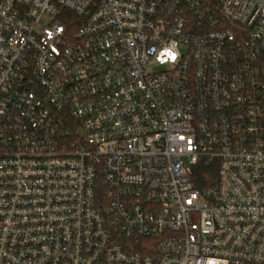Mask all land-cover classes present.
I'll list each match as a JSON object with an SVG mask.
<instances>
[{"label":"built area","instance_id":"2783aa9c","mask_svg":"<svg viewBox=\"0 0 264 264\" xmlns=\"http://www.w3.org/2000/svg\"><path fill=\"white\" fill-rule=\"evenodd\" d=\"M0 264H264V0H0Z\"/></svg>","mask_w":264,"mask_h":264},{"label":"trees","instance_id":"16d2710c","mask_svg":"<svg viewBox=\"0 0 264 264\" xmlns=\"http://www.w3.org/2000/svg\"><path fill=\"white\" fill-rule=\"evenodd\" d=\"M196 182L200 185L211 182L215 178V169L214 166H205L201 167L196 171Z\"/></svg>","mask_w":264,"mask_h":264}]
</instances>
